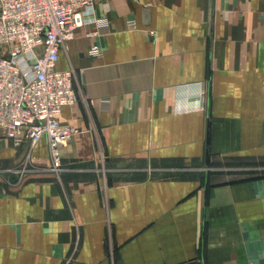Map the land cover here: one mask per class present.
Instances as JSON below:
<instances>
[{"label": "crops", "instance_id": "crops-1", "mask_svg": "<svg viewBox=\"0 0 264 264\" xmlns=\"http://www.w3.org/2000/svg\"><path fill=\"white\" fill-rule=\"evenodd\" d=\"M83 17L58 61L81 95L62 169L46 138L0 132V264H264V0H97Z\"/></svg>", "mask_w": 264, "mask_h": 264}, {"label": "built area", "instance_id": "built-area-1", "mask_svg": "<svg viewBox=\"0 0 264 264\" xmlns=\"http://www.w3.org/2000/svg\"><path fill=\"white\" fill-rule=\"evenodd\" d=\"M96 1L0 0V132L16 144L34 146L46 138L56 172L62 169L63 147L81 132L60 119L63 108L81 95L74 86L75 69H60L58 61L85 24L83 9ZM109 25L108 17H95L88 35L97 37ZM90 52L100 56L102 49L94 43ZM27 168L28 162L17 171Z\"/></svg>", "mask_w": 264, "mask_h": 264}]
</instances>
